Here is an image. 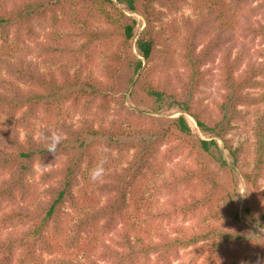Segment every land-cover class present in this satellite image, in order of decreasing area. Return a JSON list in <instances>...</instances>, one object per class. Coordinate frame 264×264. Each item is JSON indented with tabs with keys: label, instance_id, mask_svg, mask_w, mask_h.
<instances>
[{
	"label": "trees",
	"instance_id": "1",
	"mask_svg": "<svg viewBox=\"0 0 264 264\" xmlns=\"http://www.w3.org/2000/svg\"><path fill=\"white\" fill-rule=\"evenodd\" d=\"M190 1L197 4L196 15L183 19L184 34L178 50L182 70L178 65L171 73L159 74L153 61L167 38L162 36L157 25L167 13L179 11ZM249 1L256 0H83L89 6L88 17L82 20L85 27L77 28L73 24V36L83 39L80 46L55 47L51 44L46 49L66 56L74 52L79 57L80 54L90 56V49L104 45V78L101 79L94 74H84L82 69L71 73L68 64L58 73L43 71L20 54L23 31L32 34L35 23L43 25L50 17L56 18L59 12L66 13L74 6V0H0V178H3L0 207L6 203L15 205L1 214L0 223L23 228L7 238L0 236L1 264H14L15 261L16 264H45V254L54 255L49 264H99L95 255L98 242L102 243L98 238L100 225L108 232L118 220L125 219L130 202L136 201L131 199L132 191L148 181L150 172L155 177L165 166L164 161H156L162 154L159 150L162 144L170 145L163 155L165 160L184 148L190 154L211 158L228 173L237 167L243 168L239 164L246 148L242 143L235 144L230 134L235 122L246 121L252 108L264 104V63L248 60L249 47L246 45L248 41L264 42V17L253 19L240 13L244 3ZM116 5L132 13L140 12L145 18L146 26L136 40L142 59L131 52L136 21L119 11ZM257 7L264 8V0ZM12 36L16 45L10 44ZM260 55L264 57V49ZM217 59L222 97L214 113L198 95L210 78L208 64ZM123 70H127L132 79L139 78L133 96L156 105V111L170 103L181 113L168 124L159 125L152 118V126L147 129L142 120L144 116L135 115L125 104L126 94L117 92V76ZM5 72L15 82L11 83L3 75ZM64 92L66 95L62 98H70L72 106L86 110L96 104L104 114L116 102L120 110L138 123H132V119L125 116L110 121L103 116L98 125L90 117H85L79 125L66 117L58 120L56 114L63 116L64 104L55 97ZM50 97L53 100H48ZM40 108L53 115V122L41 127L38 136L32 133L21 139L17 130L7 128L17 118L21 123L28 120L31 123ZM186 116L191 117L197 129L207 137L195 139ZM252 135L255 139L253 162L248 164L247 170H242V176L248 190L258 198L264 196L259 184L264 178V108L259 109L254 119ZM56 136L60 144L53 154L47 148ZM90 140L96 142L88 143ZM130 149L133 155L125 165L105 174L111 180L100 183L99 191L107 195V199L90 210L83 209L82 201L88 199L83 184L88 185L92 180L91 170L99 165L96 154L112 156L118 153L126 159ZM49 161L51 168L41 175L47 183L45 195L36 203L30 202V178L35 175L36 164L45 168ZM195 179L201 184L209 182L214 191L205 187L200 195L171 198L165 208L152 214V220L171 221L182 216L187 221L226 202L216 222L178 227L175 235L163 231L156 236L143 237L141 232L126 231L116 246L104 245L106 251L102 257L111 259L112 264H143L155 254L160 263L169 264L180 249L194 246L199 252L207 250L204 264H208L207 261L216 264L231 244L247 243L249 229L240 224L238 210L230 205L234 201L233 192L221 191L220 177L207 164L185 175L174 172L160 189L174 194L180 186ZM68 208L79 211L72 221H69ZM225 225L229 228H224ZM88 232L95 236L94 242L89 236L82 239ZM258 258L255 254L251 257L253 261Z\"/></svg>",
	"mask_w": 264,
	"mask_h": 264
},
{
	"label": "rangeland",
	"instance_id": "2",
	"mask_svg": "<svg viewBox=\"0 0 264 264\" xmlns=\"http://www.w3.org/2000/svg\"><path fill=\"white\" fill-rule=\"evenodd\" d=\"M74 1V6L69 8L66 13L59 12L56 18L53 19L50 17L46 22H44L43 25L35 23L32 34L28 35L26 31H23V37L19 41L22 43L21 48H19L21 51L20 54L26 57L29 61L37 64L43 71L54 70L58 73L61 67L64 65L67 66L68 64V67H70L69 71L71 73H74L75 70L82 69L84 74H94L96 77L103 79V61L105 60V58H103V54L106 50L104 45L98 44L90 49L88 52L90 56L79 53V57H76L74 52L71 55L66 56L61 55L57 51L49 52L46 49V47L51 44L55 47L70 45L74 48H78L82 43L83 39L75 38L73 36L75 32L73 24L77 28L85 27L82 20L88 17L89 6L86 5L88 2H83V0ZM261 1L262 0H256L254 2L249 1L246 4L244 3L240 13L242 15L245 14L252 16L253 19H263L264 8L260 7L258 9L257 7L260 5ZM116 6L119 11L136 21L135 38L131 42V52L133 55H135V57L142 59L136 48V40L146 26L145 18L140 12L132 13L126 10V8L122 5ZM196 6V2L190 1L179 11L167 13L163 21L157 25V29H159L162 36L167 38V43L159 46L158 52L156 53L153 61L154 64L158 66L159 74L171 73L178 67V50L180 49L179 41L182 38V34H184L182 25L183 19L186 17L193 18L196 15ZM255 9L258 10L256 11ZM91 20L94 24V16L91 17ZM10 44L16 45L14 36L11 37ZM246 45L249 47L247 59L264 63V57L260 55L264 49V42L260 40L255 42L248 41L246 42ZM218 64V59L215 63L208 64V66L211 68L210 78L208 83L202 88L198 95V99H202L203 103L207 105L214 113L216 110H218V104L222 97V90L219 82ZM178 69L181 71L182 67L179 65ZM3 75L7 76L11 83L15 82V79L10 77L6 72L3 73ZM104 80L107 81V77H105ZM138 81V76L132 79L131 74L128 73L127 70L121 71L117 76V92H119L120 95L126 94L125 104L130 110L135 112V115L141 114L144 116L142 120L145 122L147 129L152 126V118H154L156 123L159 125L168 124L169 120L177 117L181 113L177 107L171 106L170 103L164 105L159 111H156V105L144 102L138 96H133V90ZM44 94L46 95L47 93L44 92ZM65 95L66 92L58 93V95L55 97V100H62L64 104L63 116H60L61 114H56L58 116V120L66 117L73 124L79 125L85 117H90L96 120L95 125H98V121L103 116H105L106 121L120 120L122 116H125L124 118L132 119V123H138L135 118L129 117L126 111L120 110V107L116 102L112 103V109H110L107 114H104L102 111L97 109L96 104L90 107L91 109L87 108L86 110L78 106H72V101L70 98H62ZM48 100H53V97L48 98ZM260 108H264V104H262L260 107L252 108L251 115L246 121L235 122V129L230 134V137L234 140L235 144L242 143L246 148V152L244 153L245 155L242 157L239 164L243 167L242 169L237 167L234 171L228 173L225 170L220 169L211 158L199 156L197 155L198 153L190 154L189 150L184 148H182V151L180 150L179 153L171 154V157L169 155L167 157L169 159L165 160L163 155L167 153L170 145L162 144L159 149L162 151V154L158 155L156 161H164L165 166H163V168L155 174V177H153L150 172V178L148 181L146 183H140L137 186L138 188L132 191L131 199H135L136 201L133 200V202H130L128 211H125V219L118 220L115 224V227H113L111 231L108 229V232H106L105 228L100 225L99 228L101 233L100 237L98 238L102 243L98 242L97 244L95 260L99 264H112L111 259L102 257L106 251L104 245L107 244L116 246L122 241L126 231H131L132 234L141 232L143 237L148 236V234H151V236H156V233H163V231L168 232L170 235H175L177 233L176 229L178 227H191L195 224L205 226L208 223L216 222L217 218L220 217V214L223 213V208L227 206L226 202L216 205L217 209L214 208L211 211L204 210V212L199 213L196 217L187 221L183 219L182 216L175 217L171 221L160 219L154 221L152 220V214L161 208H165L167 205V200L171 198H177L181 196L188 197L189 194L200 195L203 191H205V187L213 189L214 191L215 188L212 184L207 181L204 184H201L200 181L196 179L193 182L185 183L184 186H180L179 189L176 190L177 193L174 192V194L170 193L168 190L160 189L162 183L170 179L171 176L174 175V172L185 175V173H189V171H195L197 167L205 166V164H207L215 172V174L220 177L222 187L221 191L224 192V190H226L227 193H230L231 191L233 192L234 201L230 205H233L232 207L238 210L240 224L244 228L247 227L249 229V231H246L248 236L247 243L231 244L228 249L221 253L216 264H264V220L262 219L264 216V196L258 198L254 197L253 194L248 190L247 184L242 176V170H247V168H249L248 164L250 165L251 162H253V158L251 157L252 146L255 139L252 135V125ZM186 118L193 130L195 139L199 137H207V135L197 129L196 124L191 117L186 116ZM29 121L30 120L25 121V123H21V120H18L17 118L14 119L10 126L7 125V128L17 130L21 139L28 137V135L32 133H35L34 135L38 136L37 131L41 127L47 126L49 123L53 122V115L46 112L43 108H40L36 115L33 116L31 123H29ZM91 142L93 143L96 141H88V143ZM98 146L100 145L96 144V147ZM128 153L129 156H127L126 159H124V157L118 153H114L112 156H100L99 153L96 154V159L99 160V165L97 164L95 168L97 166H101L103 168V175L99 180H90L88 185H86L87 183L84 182L85 184H83V187H85L86 191L88 192V199L82 201L84 204L83 209L90 210L93 205H98L107 199V195L99 191L100 183L111 180L107 178L105 174L113 171L117 166H124L127 162V159H130V157L133 155V150L130 149ZM51 166V161L46 163L45 168L39 164H36L35 175L30 178L32 184V191L29 199L30 202L36 203L38 200L44 197L47 183L41 179V175L46 169L51 168ZM2 179L3 178H0V181ZM259 184L262 186L261 189L264 190V178L259 181ZM94 198L98 199L95 200ZM13 206L15 205H9L7 203L3 204L0 207V216L3 212L9 211ZM67 212L70 213L69 221H72L71 218L76 217L79 213V211L69 208L67 209ZM71 223L73 222H70V224ZM142 227H144L146 231H144ZM140 228L141 231H138ZM224 228L228 229L229 226L227 227L225 225ZM22 230V227H10V225L6 226L0 223V236L2 238H7L13 232L20 233ZM88 234L85 233L82 236V239H87V236L90 237L91 241L96 239L94 235ZM89 247H92V245ZM197 248L198 247L190 246L185 249H180L177 254L172 256L169 264H204L207 250L205 249L204 251L199 252V249L197 250ZM253 254L259 257L258 260L253 261L251 259ZM53 256L45 254V264H49L48 261L51 260ZM80 256L82 258L83 253L80 254ZM18 258L19 256L16 257L17 263ZM207 262L208 264H213L209 261ZM14 264H16V261ZM143 264L163 263H160L157 260L155 254H151L147 260L143 262Z\"/></svg>",
	"mask_w": 264,
	"mask_h": 264
},
{
	"label": "clouds",
	"instance_id": "3",
	"mask_svg": "<svg viewBox=\"0 0 264 264\" xmlns=\"http://www.w3.org/2000/svg\"><path fill=\"white\" fill-rule=\"evenodd\" d=\"M60 144V138L58 136L55 137L50 143V146L47 148V151L50 153L55 154L57 148ZM103 175V168L101 166H97L96 168L92 169L90 172V177L93 181L99 180Z\"/></svg>",
	"mask_w": 264,
	"mask_h": 264
}]
</instances>
